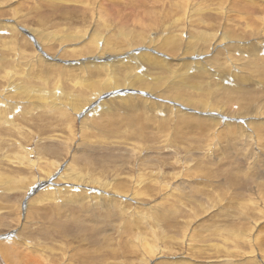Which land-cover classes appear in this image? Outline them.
Wrapping results in <instances>:
<instances>
[{"label": "rangeland", "instance_id": "obj_1", "mask_svg": "<svg viewBox=\"0 0 264 264\" xmlns=\"http://www.w3.org/2000/svg\"><path fill=\"white\" fill-rule=\"evenodd\" d=\"M0 264H264V0H0Z\"/></svg>", "mask_w": 264, "mask_h": 264}, {"label": "bare ground", "instance_id": "obj_2", "mask_svg": "<svg viewBox=\"0 0 264 264\" xmlns=\"http://www.w3.org/2000/svg\"><path fill=\"white\" fill-rule=\"evenodd\" d=\"M225 37H227V38H229L230 36H228V35H226V36H224L223 38H225ZM101 58H105V57H101ZM106 64V63H105ZM110 84H111V86H109L108 88H113L114 87V85H113V81L112 82H110ZM95 87H96V85H95ZM104 87H105V85H104ZM105 89V88H104ZM103 89V90H104ZM99 95V94H98ZM98 95H95V97H97ZM42 101H49L51 104H54L55 102H53V99H50V100H48L47 98H44ZM28 169H30V164L29 165H27L26 166ZM29 171V170H28Z\"/></svg>", "mask_w": 264, "mask_h": 264}]
</instances>
